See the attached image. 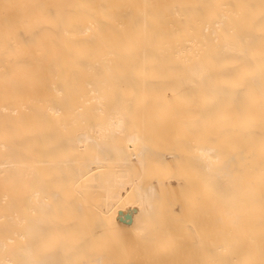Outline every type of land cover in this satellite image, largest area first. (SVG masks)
<instances>
[{
    "label": "bare ground",
    "instance_id": "obj_1",
    "mask_svg": "<svg viewBox=\"0 0 264 264\" xmlns=\"http://www.w3.org/2000/svg\"><path fill=\"white\" fill-rule=\"evenodd\" d=\"M0 264H264V0H0Z\"/></svg>",
    "mask_w": 264,
    "mask_h": 264
}]
</instances>
